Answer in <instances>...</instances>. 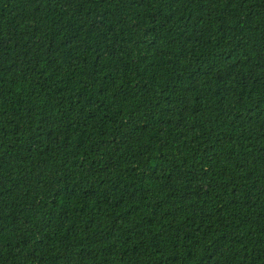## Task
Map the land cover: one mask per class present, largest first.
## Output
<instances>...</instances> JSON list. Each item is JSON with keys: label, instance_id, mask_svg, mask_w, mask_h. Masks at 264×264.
<instances>
[{"label": "trees", "instance_id": "1", "mask_svg": "<svg viewBox=\"0 0 264 264\" xmlns=\"http://www.w3.org/2000/svg\"><path fill=\"white\" fill-rule=\"evenodd\" d=\"M0 264H264V0H0Z\"/></svg>", "mask_w": 264, "mask_h": 264}]
</instances>
